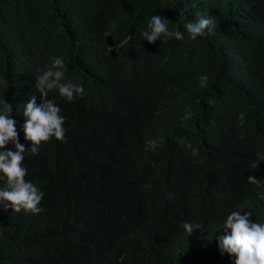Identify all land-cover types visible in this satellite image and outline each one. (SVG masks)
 <instances>
[{
  "label": "trees",
  "instance_id": "trees-1",
  "mask_svg": "<svg viewBox=\"0 0 264 264\" xmlns=\"http://www.w3.org/2000/svg\"><path fill=\"white\" fill-rule=\"evenodd\" d=\"M152 15L184 38L149 43ZM200 16L215 27L193 40ZM53 57L84 95L49 90L65 139L32 154L23 111ZM5 100L43 210L0 206V264H234L227 216L264 224V0H0Z\"/></svg>",
  "mask_w": 264,
  "mask_h": 264
},
{
  "label": "clouds",
  "instance_id": "clouds-1",
  "mask_svg": "<svg viewBox=\"0 0 264 264\" xmlns=\"http://www.w3.org/2000/svg\"><path fill=\"white\" fill-rule=\"evenodd\" d=\"M190 37L195 40L207 32H212L215 23L211 17L200 16L195 22H188L184 25ZM150 31H144L141 35L149 43H155L163 34L167 38L175 37L182 40L184 34L181 31H169L168 24L161 15H152L148 25ZM121 44L116 46V49ZM113 48L108 46L107 52L110 54ZM38 75L35 78V88L40 92V103L37 97L31 96L26 103L23 115L26 118L23 124L24 137L31 141L30 149L32 154H38L41 142H47L53 136L57 140L65 139V129L63 124L65 118L60 116L61 109L55 104L53 99H48L49 90L58 89L59 94L68 101H72L74 96H83L84 88L71 82L62 83L65 78L66 65L63 58L53 57L51 64L46 70L37 69ZM208 77H200V86L207 84ZM12 105L6 100L0 107V174L6 178L4 187L0 188V206L7 210L20 212L21 209L34 214L40 213L43 209L39 207L43 192H41L31 181H26V169L22 166L26 151L25 145L19 142V133L16 128V120L11 118ZM11 142L15 151L5 149ZM260 161H264V156H259L257 161H253L251 168H258ZM250 183H257L254 176H249ZM252 212L244 210L232 211L224 223L225 229H230V234H225L218 238L220 255L225 253L234 258V264H264V224L251 222L249 217ZM181 227L191 234L194 229H201L202 224L183 222Z\"/></svg>",
  "mask_w": 264,
  "mask_h": 264
}]
</instances>
